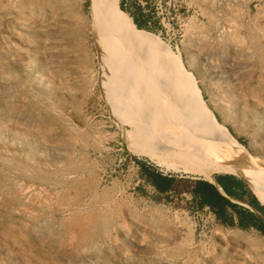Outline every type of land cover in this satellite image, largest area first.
Masks as SVG:
<instances>
[{
    "label": "rangeland",
    "instance_id": "obj_1",
    "mask_svg": "<svg viewBox=\"0 0 264 264\" xmlns=\"http://www.w3.org/2000/svg\"><path fill=\"white\" fill-rule=\"evenodd\" d=\"M139 8L149 31L128 15ZM117 9L264 157V0H119ZM92 11L91 0H0V264H264L261 232L198 206L191 189L208 181L127 142ZM141 70V85L164 98V77ZM246 196L232 203L248 210Z\"/></svg>",
    "mask_w": 264,
    "mask_h": 264
},
{
    "label": "bare ground",
    "instance_id": "obj_2",
    "mask_svg": "<svg viewBox=\"0 0 264 264\" xmlns=\"http://www.w3.org/2000/svg\"><path fill=\"white\" fill-rule=\"evenodd\" d=\"M118 2L91 0V6L98 31L97 46L105 55L101 61L110 69L109 79H116L108 93H114L118 112H123V120L131 123L125 133L127 142L145 148L166 170L175 169L164 159L168 157L183 162L186 172L193 176L211 180V175L218 172L230 173L259 184L264 192V157L249 154L205 108L200 94L167 68L166 58L123 25ZM125 54L138 67L131 68L123 58ZM141 69L155 70L164 77V98L156 93L153 82L141 85ZM199 106L205 109L206 116L198 113Z\"/></svg>",
    "mask_w": 264,
    "mask_h": 264
},
{
    "label": "trees",
    "instance_id": "obj_3",
    "mask_svg": "<svg viewBox=\"0 0 264 264\" xmlns=\"http://www.w3.org/2000/svg\"><path fill=\"white\" fill-rule=\"evenodd\" d=\"M119 6L122 10L126 11L123 2L120 1ZM128 15L131 17V21L136 27V29L140 32L149 31L148 20L149 14L144 12V9L139 8V11H129ZM163 180V176L159 175L154 182V185H161ZM213 180L218 184V186L222 189V191L230 197H234L237 199H243L244 194L248 193L247 203L256 209L259 213L264 216V206L259 203L256 196L246 188L245 183L238 177L234 175L221 174L213 177ZM201 186L198 181L195 182L193 188L191 189V193L197 199V203L199 207L207 206L212 209L215 216L218 219H221L222 222L227 224H234V219L232 213L227 211V208L232 209V211L237 216V225L246 228L253 227L264 235V220L263 216H259L248 210L241 209L237 204L232 203L230 200L220 195L216 188L212 185L206 184ZM253 185V184H252ZM257 190L259 196V190L257 185H253ZM261 197V196H260Z\"/></svg>",
    "mask_w": 264,
    "mask_h": 264
},
{
    "label": "crops",
    "instance_id": "obj_4",
    "mask_svg": "<svg viewBox=\"0 0 264 264\" xmlns=\"http://www.w3.org/2000/svg\"><path fill=\"white\" fill-rule=\"evenodd\" d=\"M217 174H230V173H217ZM159 175L163 176L164 174L159 173ZM232 175H233V174H232ZM234 176H235V175H234ZM213 177H214V174L211 175V180H206V181L209 182L208 184L214 186L220 195L224 196L225 198H227V199L230 200L231 202H234V200H232L234 197L227 196V195L222 191V189L219 188L218 184L213 180ZM241 180H242V181L248 186V188H251V189H252V191L254 192L253 195H255L256 198H257V200L259 201V203H260L261 205L264 206V192H263L262 187H261L259 184L252 183V182H249V181H245V180H243V179H241ZM198 183H199L201 186H203L201 181H198ZM252 184L258 186V190H259V193H260V196H261V197L259 196L257 190L255 189V187H254ZM253 192H252V193H253ZM246 194L248 195V193H246ZM246 197H247V196H246ZM243 199H244V198H243ZM247 200H248V199H247ZM249 206H250V205H249ZM206 207H207V206H206ZM238 207H239V205H238ZM250 207H251V206H250ZM250 207H248V211H249V212H253L252 209H254V208H253V207L250 208ZM211 210H212V209H211ZM229 210H230V209H229ZM229 210H228V208H227V211H228V212H229ZM254 210H255V212H256L257 215L260 214L256 209H254ZM212 211H213V210H212ZM229 213H231V212H229ZM234 215H235V213L232 211L233 219H234ZM235 216H236V215H235Z\"/></svg>",
    "mask_w": 264,
    "mask_h": 264
},
{
    "label": "built area",
    "instance_id": "obj_5",
    "mask_svg": "<svg viewBox=\"0 0 264 264\" xmlns=\"http://www.w3.org/2000/svg\"><path fill=\"white\" fill-rule=\"evenodd\" d=\"M206 208H208V207H206Z\"/></svg>",
    "mask_w": 264,
    "mask_h": 264
}]
</instances>
